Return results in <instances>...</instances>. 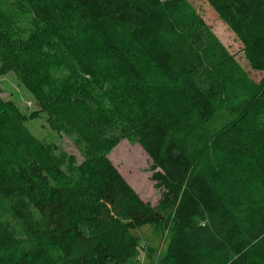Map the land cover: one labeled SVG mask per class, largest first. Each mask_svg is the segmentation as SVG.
<instances>
[{"label":"trees","instance_id":"16d2710c","mask_svg":"<svg viewBox=\"0 0 264 264\" xmlns=\"http://www.w3.org/2000/svg\"><path fill=\"white\" fill-rule=\"evenodd\" d=\"M206 1L258 82L240 65L226 75L188 0H0V75L14 72L85 154L78 163L42 142L26 126L36 112L0 97V198L25 232L17 238L0 215V264H120L142 245L131 228L164 222L158 264H264V147L207 162L264 106V0ZM223 107L231 120L210 128ZM187 114L208 152L199 165L179 142ZM128 135L151 160L154 206L108 157Z\"/></svg>","mask_w":264,"mask_h":264},{"label":"rangeland","instance_id":"374dc122","mask_svg":"<svg viewBox=\"0 0 264 264\" xmlns=\"http://www.w3.org/2000/svg\"><path fill=\"white\" fill-rule=\"evenodd\" d=\"M188 1L209 25L213 35V47L221 46V58L226 60L221 68L225 70L226 75L239 74L240 65L252 80L258 82L262 77V73L250 67L244 56L242 44L237 40V36L230 28L231 26L218 16V13L214 11L206 0ZM209 52L211 54L210 50ZM210 57L208 60H211ZM212 60L210 62L214 63L217 59L213 57ZM0 97L5 100H12L27 115L36 112L33 117L26 121V126L32 135L42 142L55 145L59 150H63L72 156L74 155L78 163L84 159L85 154L82 142L75 136L72 137L62 132H56L50 127L46 115L44 112L38 111L39 106L36 100L14 72L0 75ZM231 117V107L220 108L215 113L209 126L210 128L219 129L226 125L231 120ZM178 137L184 151L192 153L197 149L193 156L194 160H196L195 163L198 165L202 163V158H205L208 152H205L202 156V151H207V148L202 150V148L198 147L204 141H199L201 133L192 115L187 114L184 116ZM231 138L225 142L224 148H220L219 155L213 157L209 155L210 159L207 161L209 167L212 165L219 166L217 164V156L223 155L225 160L229 157H236L237 154L240 156L244 148L251 149L252 152L261 153L264 147V106H262L260 113L242 124ZM108 157L142 200L153 206L157 204L161 190L154 185L150 178L152 173L150 168L151 160L132 136L128 135L118 139V142L108 152ZM222 169L225 173L231 172L230 169L224 166ZM3 206L4 201L0 198L1 218L17 238L24 237L23 228L9 218ZM170 213H173V207L165 210L162 215ZM131 233L139 237L142 245L138 248L136 256L120 264H158V261L164 257L167 251L171 237V233L166 227V222L163 225L146 224L140 227H133L130 229Z\"/></svg>","mask_w":264,"mask_h":264}]
</instances>
